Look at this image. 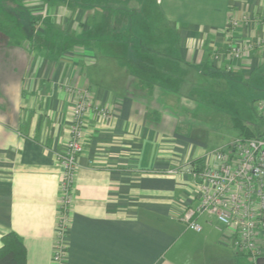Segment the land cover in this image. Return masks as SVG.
<instances>
[{"label": "crops", "instance_id": "1", "mask_svg": "<svg viewBox=\"0 0 264 264\" xmlns=\"http://www.w3.org/2000/svg\"><path fill=\"white\" fill-rule=\"evenodd\" d=\"M110 3L42 0V10H27L35 26L28 36L0 19V248L15 233L26 264H51L62 198L56 155L69 139L76 91L87 90L112 116L89 114L82 128L67 264H240V256L258 264L224 241L216 218L199 217L196 232L179 217L198 205L185 173L205 155L211 129L198 111L230 82L264 91L262 26L236 32V41L254 45L243 60L214 57L225 51L231 11L264 18V2L154 0L168 37L151 35L150 48L130 50L127 63L105 52L131 17ZM259 116L260 123L232 119L239 136L227 149L247 139L235 121L264 131ZM258 242L264 251V235Z\"/></svg>", "mask_w": 264, "mask_h": 264}, {"label": "built area", "instance_id": "2", "mask_svg": "<svg viewBox=\"0 0 264 264\" xmlns=\"http://www.w3.org/2000/svg\"><path fill=\"white\" fill-rule=\"evenodd\" d=\"M251 22L264 28V18L256 16L250 19L243 12L240 15L234 9L231 11L226 27L229 40L225 51L214 55L216 61L222 62L224 58L240 61L252 52V43L244 44L235 40L238 29ZM257 45L264 47V34ZM76 96L66 148L56 155V160L63 168L62 198L58 206L51 264L68 263L75 175L83 151L80 136L85 120L89 114H95L103 120L112 116L109 109L92 101L89 91H76ZM257 111L264 116V102L258 104ZM201 159V173H196L191 166L185 172L195 181L198 205L184 208L179 219L189 229L201 232L197 220L199 217L216 218L227 230H224V241L229 242L237 254L252 255L259 264L264 257V251L258 245L260 237L264 235V136L239 139L231 148L205 154Z\"/></svg>", "mask_w": 264, "mask_h": 264}, {"label": "rangeland", "instance_id": "3", "mask_svg": "<svg viewBox=\"0 0 264 264\" xmlns=\"http://www.w3.org/2000/svg\"><path fill=\"white\" fill-rule=\"evenodd\" d=\"M102 2L104 5L112 2L110 3L112 10L124 16H131L128 27L123 29V33L116 34L114 44L108 51L105 50V52L115 54L122 63L130 62V59L126 60V53L130 50L133 51V56H139L141 48L146 52V48H150L148 38H151V35L159 38L162 36L163 39L168 37V35H165L166 30L163 31L165 27L158 16L154 0H102ZM30 5L33 8L37 7L38 11L42 10V7H40L42 0H0V19L3 18L5 29L10 26L8 31L14 29L22 36H28L33 31L34 26L27 12L28 8H32ZM11 21L17 25L12 27L9 25ZM161 30L163 35L159 33ZM33 37L39 39L40 36L34 34ZM249 89L250 87L242 90L240 83L233 82H230L229 87H215L212 91L213 97L206 100L207 106L204 110L200 109L198 111L197 115H202L207 126L211 128L209 129L210 133L207 132V137H205L208 139L206 141V155L221 149H227V145L238 138L239 134L233 128V118L251 120L255 123L261 122L258 111L253 108V100L264 102V91L255 93L254 90ZM201 133L205 135L204 131ZM240 264H253V261L249 257L240 256Z\"/></svg>", "mask_w": 264, "mask_h": 264}, {"label": "trees", "instance_id": "4", "mask_svg": "<svg viewBox=\"0 0 264 264\" xmlns=\"http://www.w3.org/2000/svg\"><path fill=\"white\" fill-rule=\"evenodd\" d=\"M235 126L246 136L247 139H257L264 136V131L250 133L245 127H240V121H235ZM189 166L196 173L203 170L202 159L192 162ZM2 246L0 248V264H26V249L22 240L15 234L10 233L2 238Z\"/></svg>", "mask_w": 264, "mask_h": 264}]
</instances>
